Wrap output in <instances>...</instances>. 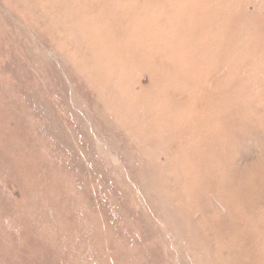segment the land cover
I'll use <instances>...</instances> for the list:
<instances>
[{
    "label": "rangeland",
    "instance_id": "obj_1",
    "mask_svg": "<svg viewBox=\"0 0 264 264\" xmlns=\"http://www.w3.org/2000/svg\"><path fill=\"white\" fill-rule=\"evenodd\" d=\"M0 264H264V0H0Z\"/></svg>",
    "mask_w": 264,
    "mask_h": 264
},
{
    "label": "bare ground",
    "instance_id": "obj_2",
    "mask_svg": "<svg viewBox=\"0 0 264 264\" xmlns=\"http://www.w3.org/2000/svg\"><path fill=\"white\" fill-rule=\"evenodd\" d=\"M68 11V10H67ZM104 53V52H103ZM149 170V169H148ZM253 248V247H252Z\"/></svg>",
    "mask_w": 264,
    "mask_h": 264
}]
</instances>
